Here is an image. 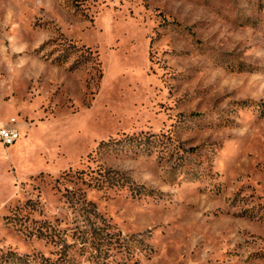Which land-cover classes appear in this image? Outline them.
<instances>
[{
    "label": "rangeland",
    "instance_id": "374dc122",
    "mask_svg": "<svg viewBox=\"0 0 264 264\" xmlns=\"http://www.w3.org/2000/svg\"><path fill=\"white\" fill-rule=\"evenodd\" d=\"M13 123L0 264L59 248L26 202L82 264L90 222L118 236L96 264H264V0H0Z\"/></svg>",
    "mask_w": 264,
    "mask_h": 264
},
{
    "label": "trees",
    "instance_id": "16d2710c",
    "mask_svg": "<svg viewBox=\"0 0 264 264\" xmlns=\"http://www.w3.org/2000/svg\"><path fill=\"white\" fill-rule=\"evenodd\" d=\"M26 204L27 202L19 208L18 213L8 216L9 221L19 218V230L26 232L27 235L45 238L48 242L57 244L59 248L56 252H53V255L40 254L38 256L10 251L5 256V260L11 262L15 259L16 263L22 262V264H82L76 260L74 255L70 254L68 248L72 245L65 238L67 234L65 231L62 233L60 229H57L54 222L43 218L29 223V217L20 215L22 211L26 210ZM79 227L80 229L76 228V232L72 234L73 239H76V241H73V245L79 242L82 249L88 250L91 253L95 264L101 263L98 260L104 254L103 252H107V248L114 243V240H117L118 236L109 230V227H106L104 224L102 225V223L90 222Z\"/></svg>",
    "mask_w": 264,
    "mask_h": 264
},
{
    "label": "built area",
    "instance_id": "2783aa9c",
    "mask_svg": "<svg viewBox=\"0 0 264 264\" xmlns=\"http://www.w3.org/2000/svg\"><path fill=\"white\" fill-rule=\"evenodd\" d=\"M14 122V120H12ZM20 138V132L17 126L14 125H0V141L4 145L13 144Z\"/></svg>",
    "mask_w": 264,
    "mask_h": 264
}]
</instances>
